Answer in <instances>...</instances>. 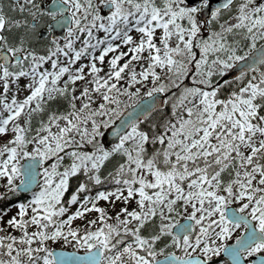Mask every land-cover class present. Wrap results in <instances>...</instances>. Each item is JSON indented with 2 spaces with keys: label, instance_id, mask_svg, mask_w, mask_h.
<instances>
[{
  "label": "snow or ice",
  "instance_id": "obj_1",
  "mask_svg": "<svg viewBox=\"0 0 264 264\" xmlns=\"http://www.w3.org/2000/svg\"><path fill=\"white\" fill-rule=\"evenodd\" d=\"M221 252L264 264V0H0V264Z\"/></svg>",
  "mask_w": 264,
  "mask_h": 264
},
{
  "label": "rangeland",
  "instance_id": "obj_2",
  "mask_svg": "<svg viewBox=\"0 0 264 264\" xmlns=\"http://www.w3.org/2000/svg\"><path fill=\"white\" fill-rule=\"evenodd\" d=\"M21 3H23V2H21ZM13 15H15V16H19L20 14H19V12H17V13H14ZM101 203H103V202H101ZM118 204H119V202H118ZM13 211H15V209H13ZM11 214V213H10ZM94 214V213H93ZM77 222H79V221H77ZM239 234V230H237V232H235L234 234H233V237H231V238H229L228 240H227V244L229 245V244H231V243H233V242H235V236L236 235H238ZM58 246V245H57ZM68 250H72L71 248H68ZM222 253V252H221ZM221 253L219 254V255H221ZM219 255H217V256H213L212 258H215V257H218ZM211 258V259H212Z\"/></svg>",
  "mask_w": 264,
  "mask_h": 264
},
{
  "label": "trees",
  "instance_id": "obj_3",
  "mask_svg": "<svg viewBox=\"0 0 264 264\" xmlns=\"http://www.w3.org/2000/svg\"><path fill=\"white\" fill-rule=\"evenodd\" d=\"M209 264H230V262L219 255L218 257L212 258Z\"/></svg>",
  "mask_w": 264,
  "mask_h": 264
},
{
  "label": "water",
  "instance_id": "obj_4",
  "mask_svg": "<svg viewBox=\"0 0 264 264\" xmlns=\"http://www.w3.org/2000/svg\"><path fill=\"white\" fill-rule=\"evenodd\" d=\"M215 2H216V0H213V4L215 5ZM57 35H60L61 33L57 30V33H56ZM109 138H111V136H110V133H109ZM234 243V242H233ZM233 243H231V244H229V245H232ZM68 251H71V250H68ZM222 257L223 258H225V259H227L231 264H232V260H231V257L226 253V252H222ZM256 258H258V257H256ZM244 259H248V258H244Z\"/></svg>",
  "mask_w": 264,
  "mask_h": 264
},
{
  "label": "flooded vegetation",
  "instance_id": "obj_5",
  "mask_svg": "<svg viewBox=\"0 0 264 264\" xmlns=\"http://www.w3.org/2000/svg\"><path fill=\"white\" fill-rule=\"evenodd\" d=\"M43 29H41V31H42Z\"/></svg>",
  "mask_w": 264,
  "mask_h": 264
}]
</instances>
